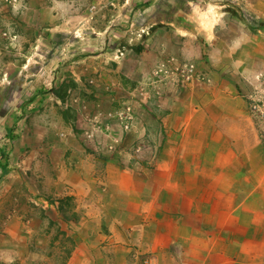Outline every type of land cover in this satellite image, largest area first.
Instances as JSON below:
<instances>
[{"label":"rangeland","instance_id":"obj_1","mask_svg":"<svg viewBox=\"0 0 264 264\" xmlns=\"http://www.w3.org/2000/svg\"><path fill=\"white\" fill-rule=\"evenodd\" d=\"M215 78L237 82L264 142V0H0V244L16 264H68L91 234L89 264H120L112 231L84 227L73 170L153 174L171 99Z\"/></svg>","mask_w":264,"mask_h":264},{"label":"crops","instance_id":"obj_2","mask_svg":"<svg viewBox=\"0 0 264 264\" xmlns=\"http://www.w3.org/2000/svg\"><path fill=\"white\" fill-rule=\"evenodd\" d=\"M201 31L194 25L190 32ZM235 32L251 30L235 25ZM244 41L238 37L235 46ZM171 102L160 124L165 155L153 174L107 164L100 180L92 168L73 170L71 193L84 202V227L97 222L112 231L104 240L119 247L120 264H143L144 258L148 264H264V142L239 85L215 78ZM96 183L106 187L96 189ZM90 236L77 242L68 264L91 262ZM2 245L0 264H16ZM104 260L101 254L99 264Z\"/></svg>","mask_w":264,"mask_h":264},{"label":"built area","instance_id":"obj_3","mask_svg":"<svg viewBox=\"0 0 264 264\" xmlns=\"http://www.w3.org/2000/svg\"><path fill=\"white\" fill-rule=\"evenodd\" d=\"M124 52L122 51V50H119L118 52H117V55H120V54H123ZM162 71V68L161 69H158L157 71H156V73H160ZM128 126V125H127ZM47 203V202H46ZM47 205V204H46Z\"/></svg>","mask_w":264,"mask_h":264},{"label":"trees","instance_id":"obj_4","mask_svg":"<svg viewBox=\"0 0 264 264\" xmlns=\"http://www.w3.org/2000/svg\"><path fill=\"white\" fill-rule=\"evenodd\" d=\"M71 252H72V251H69V255H68L67 259L69 258V256H70Z\"/></svg>","mask_w":264,"mask_h":264},{"label":"clouds","instance_id":"obj_5","mask_svg":"<svg viewBox=\"0 0 264 264\" xmlns=\"http://www.w3.org/2000/svg\"><path fill=\"white\" fill-rule=\"evenodd\" d=\"M209 11H212L211 7L209 8Z\"/></svg>","mask_w":264,"mask_h":264}]
</instances>
